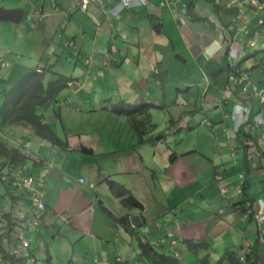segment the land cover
<instances>
[{
  "label": "crops",
  "instance_id": "crops-1",
  "mask_svg": "<svg viewBox=\"0 0 264 264\" xmlns=\"http://www.w3.org/2000/svg\"><path fill=\"white\" fill-rule=\"evenodd\" d=\"M118 2L0 0V8L24 11L20 23L0 21V59H3L0 62H7L5 70L11 69L8 62L12 65L16 60L13 52L25 43L34 44L33 48L29 45L24 50L29 59L33 53L50 52L55 56L59 49L58 41L63 40L57 31L61 28V16L70 21V26L64 30L66 40L75 39L81 44L74 49L63 48L65 52L61 58L67 60L66 52H70V61L76 65L87 56L95 61L90 73L89 66H81L84 70L80 68L78 72H82V78L73 76L77 69L73 73H57L73 80L58 94L57 102L50 104L61 110V114L59 110L57 112L63 118L68 148L41 138V143L55 150L53 159L33 158L25 153L26 160L17 164L23 176H34V190L46 205L44 211L38 210L37 203L31 201L26 190L18 193L28 197H19L18 193L9 195L0 190L1 195H6L0 211V252L5 253V257L13 255L15 248L26 241L23 223L28 220V212L43 216L40 221L35 217L36 221L33 219L30 225L38 228L41 223L56 229L52 217L48 216L51 212L70 226L65 235L73 240V251H68V254L73 257L79 253L78 264H118L117 258L129 264L125 259L128 245H135L138 257L140 254L135 239L122 227H116L113 219L94 231L97 202L110 217L118 216L109 208L111 204H116L123 215H139L141 226L135 228L137 235L147 240L166 238L169 244L173 241L171 248L164 246L160 250L174 257H177L171 251L174 247L186 246L185 240H194L207 242L218 261L225 253L240 258L245 250H249L247 255L251 262L264 264V256L259 254V226L252 218H243L249 203L264 201V156L256 160L253 149L254 145L257 146V138L264 139V104L253 90V86L264 90V40L258 48L255 40L258 36L264 37V25L260 24L264 19V0H170L165 7L160 6L161 0H146L143 6L123 9L121 14H115L112 6ZM183 9L187 11L185 15ZM86 23L91 33L85 32ZM160 34L169 37L175 52L178 47L182 49L174 61H162L154 48L147 50L146 45L157 42ZM48 36H51L50 40ZM106 39H109L107 50L103 49ZM6 42L10 45H3ZM230 47L237 49L236 61L228 57ZM248 47L256 49L248 52ZM149 55L155 59H144ZM9 57L13 60L10 61ZM42 59L43 56L35 69L46 72V81L49 69L41 63ZM159 59L161 67L167 68L165 72L156 70ZM97 66L110 67L115 78L119 79L115 87L110 85V93L116 94V101L130 104L145 102L157 106L149 111V119L142 127L145 130L143 134L141 129H135L127 116L115 115L119 120L115 119L110 124L107 118L112 117L111 113L101 108L96 110L93 106L90 115L97 116L95 120L100 132H81L78 139L74 137L77 133H73L75 129L70 126L76 121L69 114L65 121L60 100L65 102L69 112H74L72 108L80 111V106L89 105L95 94L94 87L101 81ZM234 70L249 74L252 86L246 89L230 81ZM0 72L1 103L4 92L8 90L5 80L10 72L3 76V71ZM176 74L178 78H175ZM173 78L177 83H171ZM173 89L177 92L174 91L175 95L168 101L169 92ZM238 104L250 107L253 115L263 119L259 128L244 127L256 141L241 143L243 137L238 139L239 135H232L238 124L237 117H233ZM157 112H161V116L154 122ZM142 119L143 116L136 117L137 123ZM86 120L84 117L83 121ZM107 125L115 134H105ZM122 127L125 128L123 133ZM162 130L169 131L164 134L168 138H156ZM53 131L59 137L57 131ZM130 132L133 133L126 135ZM25 135L32 138L36 134L31 127L0 126V136L16 142L17 146L12 147L7 143L10 148H19L22 154L21 148H27ZM135 142L136 145L133 144ZM28 161H31L29 165ZM216 175L222 176L225 192L215 180ZM81 178L85 183L80 182ZM111 183H118L129 190L142 203L143 211L123 208L111 189ZM91 184L96 185L94 196ZM56 197L58 203L63 204L60 212L56 211L58 205L51 202ZM4 214L10 217L5 218ZM58 234L61 235L60 232ZM235 242L237 248L231 247L230 244ZM213 243L217 244L215 248H212ZM85 244L96 255L94 261ZM12 247V253H9ZM28 249L36 264H48L49 261L55 264L48 249L42 261L29 244ZM209 250L195 253L199 264L207 254L206 264H210L212 256ZM14 259L17 263L13 260L8 264H31L27 259L24 262ZM142 263L146 264L140 261Z\"/></svg>",
  "mask_w": 264,
  "mask_h": 264
},
{
  "label": "rangeland",
  "instance_id": "rangeland-1",
  "mask_svg": "<svg viewBox=\"0 0 264 264\" xmlns=\"http://www.w3.org/2000/svg\"><path fill=\"white\" fill-rule=\"evenodd\" d=\"M159 3V2H158ZM170 3V0L167 1H162L160 2V6L161 7H165L168 6V4ZM112 10L115 14H121L122 10L119 6L118 3L113 4L112 6ZM61 28H58L57 31L59 33V36H61L63 38V40H59L58 41V53L54 56L52 55V53L50 52H43L41 55H35L34 53L32 54V58H28L29 56L24 54V50L30 45L31 48H33L34 44L33 43H25L23 44L19 49H17L16 51L13 52L14 56L13 58H15L18 63L13 60V58L10 59L13 60L12 61V65L8 62V67H10L11 69H7L5 70L4 68H2V74L6 75V73H9L8 78L5 80L6 84L8 85V92L11 91L10 89L16 85L18 82H20V80L22 79V77L24 75H26L27 73L35 70V66L36 64L39 62V59L41 56H43L42 59V64L44 66H47V68L49 69V71L46 74V83H49V81H52L55 79L57 73H62V74H67V73H73V71L75 69H77V74H74L73 76L75 78H82L80 75L82 72H78V70L81 68L83 69L81 66L83 64H86L87 66H89L88 68V72L90 73V69L93 67L92 65L95 64V61L91 58H89L88 56L85 57L84 59L81 58V62L76 65V63L74 61H70V59L72 58L70 55V52H66V57L67 60L64 58H61V54L64 53L65 51L63 50V48L67 49L68 47H70L71 49H74L75 47L77 48L78 46H80V42L77 40H66V35H64V30L66 28H68L70 26V21L69 19H66L64 16H61ZM263 25H264V19H263ZM87 29V31H86ZM264 29V28H263ZM90 32L91 33V29L89 28V24L86 23V27H85V32ZM38 36V35H37ZM32 37H36V35H33ZM49 40L51 38V36H48ZM255 40H257L258 45L256 48H258L261 44H263V40L264 37H257L255 38ZM88 41V39L86 38V42ZM72 43V45H71ZM74 43H76L74 45ZM108 43H109V39L105 40V44L103 46V49L107 50L108 47ZM3 45H10V43L6 42L3 43ZM147 50H152L153 48L156 50V55L158 56V58H160L162 61L168 62V61H174V59L176 58L178 52H181L182 49L181 48H176L178 51L175 52V49L173 47L172 42L170 41L169 37L165 34H160L157 37V42L154 41V43H150L148 45H146ZM155 46V47H154ZM256 48H252V47H248V52H251L252 50L256 49ZM7 49V48H5ZM7 52V50H6ZM79 53V52H78ZM20 54V55H19ZM23 55V57L21 56ZM107 55V52H106ZM20 57V59H19ZM119 61H121V56L118 55ZM144 59H146L147 61H152L155 59L154 56H147ZM159 59V63L157 64V71H163L165 72V70L167 68L165 67H161V60ZM3 60V59H0ZM69 60V62H68ZM7 61V59H6ZM4 62V61H3ZM5 64L7 62H4ZM164 64V63H163ZM55 67V69H53ZM98 71L97 74L101 75V81L98 83V86L94 87V91L95 94L94 96L90 99L91 101H89V105L84 104V106H80V111H77L75 108H72L74 110V112H69L70 110L66 109L65 106V102L63 100H60V106H62V116H65V121L67 122V115L69 114L70 116H72V119L75 120L76 122L71 124V128L75 129L73 130V133H77V135H75L74 137H76V139H78V136L80 135L81 132H88L91 133V131H93L94 133H97L96 131H98V133L100 132L98 127V122L97 120H95L97 118V116H92L90 115L91 113V109L94 106V109L98 110L101 108V110L104 111H108L109 113H111L112 117H108L107 120H109V123L111 124L113 121L119 120L116 118L115 113L112 112L111 110V106L113 103L117 102L115 99V93H110V85L115 87V84L117 83V81H119V79L115 78L114 74L110 71V67H105V66H97ZM99 69H101V72L99 71ZM84 70V69H83ZM46 73V72H45ZM175 78H178V75L176 74ZM169 80H171L169 78ZM177 83L176 79H172L171 83ZM176 89H173V91L169 92L170 95V100L171 101V97L173 95H175ZM59 110L56 109L54 106L50 105L48 109H46L45 111H40L41 113L44 114V119L45 122L48 124V126L53 130H56L57 133L59 134V137L62 140H67L65 132L63 131L64 128V124H63V118L60 116H57V111ZM61 114V110L58 111ZM100 112V111H98ZM105 114V113H104ZM161 112H157L156 114V121L157 122L158 119L160 118ZM84 117H87V120L84 122L83 119ZM88 119H90V121L88 122ZM116 119V120H115ZM94 120L96 121L94 123ZM132 122V120H131ZM120 123V122H118ZM171 126V125H170ZM110 126L107 125V129L106 132L105 130H102V132H105L106 135L109 136V134L111 133V135L115 134L113 131H111V129L109 128ZM125 130L124 127H122V131L121 133H123ZM71 132V131H70ZM169 131L168 130H162L160 131L157 135L156 138L158 137H166L168 138L169 136H165L167 135ZM133 132L127 133L126 135H130ZM165 134V135H164ZM98 135V134H97ZM96 135V136H97ZM3 140H5V142H8L9 145L13 146H17L16 142H10L8 141L6 138H4L3 136H1ZM171 141V140H169ZM73 142L75 143V140H73ZM81 142L78 141V145H80ZM25 147L24 148L22 146H20L21 150L24 151L23 154H28L31 157L35 158H43L46 159L48 161H51L53 159V156L55 154V150L52 149V147L48 146V145H44L43 143H41V138L38 137L37 135L32 136V138H29L28 135H25ZM133 144H137V142L133 143ZM172 144V142L170 143ZM173 145V144H172ZM84 147V145H81ZM137 148V147H136ZM136 148L134 150H136ZM253 149L255 151L258 150V147L256 145L253 146ZM264 149V146H263ZM43 151V153L39 152V151ZM25 154V155H26ZM40 157H39V156ZM37 158V159H38ZM31 163V161H28L27 164L29 165ZM132 164L135 165V160L132 161ZM25 167V166H24ZM27 170V169H26ZM86 177L88 179H90L88 177V174H85ZM21 180L24 179V177H20ZM34 187V184H33ZM37 191V190H36ZM14 193H18V192H23V191H18L17 189H14L13 191ZM38 194V191H37ZM92 196H94L95 191L91 192ZM19 197H28L26 194L24 193H18ZM47 200V198H45ZM32 201V199H31ZM1 202H4V199H1ZM52 204L54 205H58L56 208L57 212L61 211V208L63 207L62 203H58V198L56 197L53 201H51ZM94 202H96V200H94ZM97 215H96V219L95 220V230L97 231L99 230L102 225H104L107 222H111L112 217H110L107 212L105 210H103L102 208H99V205L97 204ZM109 208L113 211V213H115L116 217L122 216L123 213L120 211V209L117 207L116 204H111L109 205ZM48 216H51L53 219L54 224L56 225V229H52L49 226L46 225H42L40 223V226L38 228H36L33 225H30L33 222H35V217L37 218V221L42 219V214H37L34 215V213L32 212H28L26 214V218L28 220H26L23 224L25 227L24 230V236L26 237L25 240L26 242L29 244L30 248L35 250V252H37L38 254L35 253V255L37 257H40V261H42V259H44L45 257V250L47 251V249L53 254L54 257V263L55 264H78V255L79 253L76 252V254L72 257V255L68 254V251H70L72 253L73 251V245H72V239L70 238V236H66L65 232L67 231V229L70 227L68 224H66L63 219H61L60 217L54 215L53 213L49 212ZM141 230V229H140ZM54 231V232H53ZM61 233V235H59L58 233ZM252 235V232H251ZM149 242L155 246H161L164 245L166 248H171L170 244L173 243V241L170 242H166V239L164 242H162L161 240H157L156 238H149ZM259 243V242H258ZM258 243H257V248H258ZM76 244V243H75ZM74 244V246H75ZM217 244L213 243L212 244V248H215ZM231 247H235L237 248L236 242L231 243L230 244ZM89 246V245H88ZM85 244V247L87 248L88 251H90L89 256H91L92 260L94 261L95 256L94 253L92 252V250ZM6 248V246H5ZM135 245H128L127 249L129 250L128 253L125 256V259L128 261L129 264H140V261L138 260V254L135 251ZM186 246H183V244H180L178 247H174L171 251L175 254H177V257H179V259L182 261V264H199L198 263V257L196 256L195 253L191 252L186 253ZM16 249V248H15ZM13 247L11 248V250H9V253H12ZM186 250V251H185ZM218 251H222V248L217 247ZM237 251V250H235ZM7 253V251H6ZM114 253V252H113ZM209 253L211 254V259H210V264H217L218 263V258L216 257L215 253H213V251H211V246H210V250ZM226 254V253H225ZM259 254L261 257L264 256V245L262 243H259ZM82 255V254H81ZM9 258L11 259V257L9 256ZM91 258H89V261L91 262ZM0 259L2 262V264H8V260L5 257V253L0 252ZM16 259L19 261H23L24 262V256L23 253L20 251V253L16 256ZM262 259V258H261ZM40 264V263H39ZM143 264V263H142Z\"/></svg>",
  "mask_w": 264,
  "mask_h": 264
},
{
  "label": "trees",
  "instance_id": "trees-1",
  "mask_svg": "<svg viewBox=\"0 0 264 264\" xmlns=\"http://www.w3.org/2000/svg\"><path fill=\"white\" fill-rule=\"evenodd\" d=\"M1 70L2 66L0 62V71ZM44 75V72H39L35 69L24 75L20 82L10 89L11 91L8 92V90H6L4 92L2 102L0 103V126L31 127L38 137L49 141L53 145L68 148V142L62 141L55 134V132L45 122L44 116L39 112L40 110L48 109L51 103L57 102L58 94L67 89L73 80L65 75L57 74L54 81L46 83ZM155 107L157 106L145 102L140 104H130L126 101L119 100L112 104L111 110L117 115H125L130 118L135 129H141L140 132L143 134L145 130H143L144 128L142 127L149 119V111ZM57 116L60 117L58 112ZM138 116H143V119L139 120L137 123L136 117ZM153 127H155V125H153ZM242 137L243 140L241 143H244L245 141H256L253 140L251 132L246 130V128H242L240 130L238 139H241ZM25 160V155L19 151V148H10L8 143L0 136V171L7 170L10 166V168L16 167L17 164H20ZM13 164L16 166H13ZM10 178V181H12L11 176ZM1 189L7 194L13 195L15 188L11 187L10 182H2L0 180V190ZM111 189L115 192L116 197L120 199V203L123 208L128 210L136 209L143 211L144 206L142 203L139 202L137 198L125 187L119 185L118 183H111ZM93 190L96 192L95 188ZM5 198L6 195L0 194V211H2V205L4 204V202H1V199L5 200ZM2 216H5V218L10 217L9 214H4ZM112 219L113 224L116 227H122L131 237L135 239L140 251L139 259L141 262L146 264H181L179 258L160 250L164 247V245L155 246L151 244L149 240L137 235L136 229L131 225L129 214L119 217L112 216ZM165 239L166 238L161 239V241L164 242ZM184 244L186 245V248L193 253H198L201 250H209V244L205 241L185 240ZM247 256L246 261L242 262L238 256L226 253L219 259L217 264H255V262H251L249 255ZM6 258L8 263L9 261H15L14 255L11 256V259L9 256ZM199 261L202 264H206L208 262V254ZM15 262L17 263V261ZM2 263L4 262L0 259V264ZM48 264H52L51 261H49Z\"/></svg>",
  "mask_w": 264,
  "mask_h": 264
},
{
  "label": "built area",
  "instance_id": "built-area-1",
  "mask_svg": "<svg viewBox=\"0 0 264 264\" xmlns=\"http://www.w3.org/2000/svg\"><path fill=\"white\" fill-rule=\"evenodd\" d=\"M167 1V0H162ZM121 9H133L139 6H143L146 4V0H119L118 2ZM183 15L186 14V10L183 9ZM260 24H263V20L260 21ZM72 45V43H71ZM75 45V43H74ZM228 57L231 61L237 60V49L235 47L229 48V54ZM2 68L6 66L4 62H1ZM235 72L230 76L229 80L232 82H236L240 86H244L246 89L252 86V83L249 80V74L247 73H239L237 70H234ZM254 94L258 96L261 103L264 104V90H259L256 86H253ZM233 117L238 120V124L236 126V129L232 131L233 137H236L239 135L240 130L244 128L245 126L250 125L253 129L259 128L263 125V119L259 115H253L252 109L248 106L238 104L235 106ZM209 123V122H205ZM264 139L263 138H257V147L258 150L255 152V159L261 160L264 156ZM22 172L18 170V167H12L7 170L0 171V180L2 182H10L11 187L20 190H26L29 192V195L31 199L37 203L38 210L44 211L46 209L45 203L39 199V196L37 194V191L34 190L33 184L35 182L34 176H23L21 174ZM10 176L12 177V181H10ZM20 177H24L23 180L20 179ZM215 180L218 181L221 189L223 192H225V185L222 183V176L216 175ZM80 182L83 184L85 183V180L83 178L80 179ZM95 184H91V188H95ZM248 209L244 210L245 214L243 215V218H252L255 223L259 226L260 229V242L264 245V229L262 228V225H264V201L263 200H257L253 204H248ZM20 251L23 253L24 259H27L31 261V264H36V261L32 259L31 252L28 249V243L26 241H23L21 246L16 248L13 255L16 257ZM249 250H245L244 253L241 255L240 259L242 262L246 261V256L248 254ZM11 255V256H13ZM118 262H122V259L118 258Z\"/></svg>",
  "mask_w": 264,
  "mask_h": 264
},
{
  "label": "water",
  "instance_id": "water-1",
  "mask_svg": "<svg viewBox=\"0 0 264 264\" xmlns=\"http://www.w3.org/2000/svg\"><path fill=\"white\" fill-rule=\"evenodd\" d=\"M24 18V11L21 9H4L0 8V21H10L13 23H20ZM86 151V150H85ZM132 227L137 228L141 226V218L139 215L130 216Z\"/></svg>",
  "mask_w": 264,
  "mask_h": 264
},
{
  "label": "clouds",
  "instance_id": "clouds-1",
  "mask_svg": "<svg viewBox=\"0 0 264 264\" xmlns=\"http://www.w3.org/2000/svg\"><path fill=\"white\" fill-rule=\"evenodd\" d=\"M22 191V190H21ZM30 251V250H29ZM31 252V251H30ZM10 257H11V255H10ZM178 258V257H177ZM247 258V257H246ZM118 259V258H117ZM120 259H122V258H120ZM241 260V259H240ZM118 262V261H117ZM36 263H37V261H36ZM119 264H127L126 262H125V260L124 259H122V262H118Z\"/></svg>",
  "mask_w": 264,
  "mask_h": 264
}]
</instances>
